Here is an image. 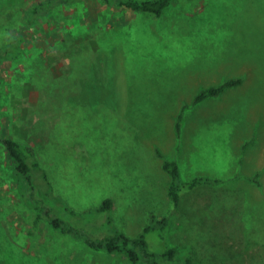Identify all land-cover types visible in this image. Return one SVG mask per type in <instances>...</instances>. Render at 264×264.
I'll use <instances>...</instances> for the list:
<instances>
[{
    "label": "rangeland",
    "instance_id": "rangeland-1",
    "mask_svg": "<svg viewBox=\"0 0 264 264\" xmlns=\"http://www.w3.org/2000/svg\"><path fill=\"white\" fill-rule=\"evenodd\" d=\"M38 1L0 0V138L35 148L49 199L64 201L56 214L106 237L95 209L110 195L115 226L137 235L173 210L147 189L171 183L161 151L186 181L220 180L182 194L169 245L192 246L202 264H264V0H175L160 16L104 0L30 10ZM236 76L186 108L178 136L182 106ZM119 169L139 180L128 200L103 185ZM35 217L1 142L0 264H132Z\"/></svg>",
    "mask_w": 264,
    "mask_h": 264
},
{
    "label": "trees",
    "instance_id": "trees-1",
    "mask_svg": "<svg viewBox=\"0 0 264 264\" xmlns=\"http://www.w3.org/2000/svg\"><path fill=\"white\" fill-rule=\"evenodd\" d=\"M81 1L84 0H39L37 3H34L35 7L30 10L37 11V9L44 6L49 11L61 4L74 5ZM104 1L111 5L121 6L145 14H155L160 16L175 0ZM14 57L17 58L16 56ZM242 82L243 77H229L221 81L219 84H208V86L199 89L194 95L191 104L185 103L176 118L175 125L178 136H180L183 115L186 108L190 105H197L208 98L217 97L226 90L235 87ZM1 142H4L5 144L9 164L14 169V173L17 176L19 192L21 196L24 197L26 204L35 211L36 217L34 225L36 227L39 226V223L44 218H47L51 226L54 229L59 230L61 233L83 240L88 247L94 250L104 251L109 254H124L132 264H202L196 256L192 246L180 250L169 245V231L173 223L174 213L179 207L182 194L201 184L217 183L220 181L219 179L201 175L190 181H186L181 176L178 161L176 159L167 158L161 151H159V156L163 159V168L171 176L168 194L173 200L172 212L163 215L152 213L146 226L137 235L132 236L115 226L110 215L113 200L108 197L95 210L104 212L105 223L110 228V234L106 237L93 238L89 236L88 233L74 225L65 223L63 218L56 214L54 208L59 202L62 203L64 201L58 196L54 201L49 199L50 196H53V186L48 178L47 172L42 168L37 159L35 148L31 145H27L22 140L13 137L0 138V143ZM258 176L259 173H257L252 180L258 182ZM39 182L45 185L39 187ZM42 188L44 189L42 190ZM71 212L75 216H78L81 213L75 208H71ZM153 236H156L162 241L163 248L161 250H157L153 247Z\"/></svg>",
    "mask_w": 264,
    "mask_h": 264
},
{
    "label": "crops",
    "instance_id": "crops-1",
    "mask_svg": "<svg viewBox=\"0 0 264 264\" xmlns=\"http://www.w3.org/2000/svg\"><path fill=\"white\" fill-rule=\"evenodd\" d=\"M112 175L116 178H108V179L105 178L103 180L104 181L103 185L104 187L106 186L107 188H109L107 189L108 191L117 192V195L120 196V198H124V200L125 199L128 200L129 197L132 195V193H134L137 189H140V186L138 185L139 180L132 179L129 176L127 169H119L117 170L116 173L112 172ZM168 187L169 185H165L164 187H159L158 184L156 185L149 183L147 189L152 193L151 198L155 201H158L163 198L167 199ZM108 191L107 193H109ZM108 197L113 200L112 196L109 195Z\"/></svg>",
    "mask_w": 264,
    "mask_h": 264
}]
</instances>
